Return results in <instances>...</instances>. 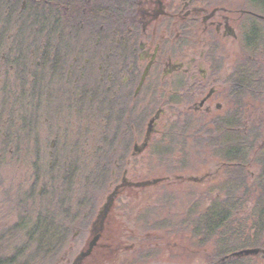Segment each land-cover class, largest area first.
<instances>
[{"label":"flooded vegetation","instance_id":"flooded-vegetation-1","mask_svg":"<svg viewBox=\"0 0 264 264\" xmlns=\"http://www.w3.org/2000/svg\"><path fill=\"white\" fill-rule=\"evenodd\" d=\"M174 123L242 161L149 179ZM175 180L196 219L231 206L228 237H264V0H0V264H264L216 231L168 248L149 192Z\"/></svg>","mask_w":264,"mask_h":264},{"label":"trees","instance_id":"trees-1","mask_svg":"<svg viewBox=\"0 0 264 264\" xmlns=\"http://www.w3.org/2000/svg\"><path fill=\"white\" fill-rule=\"evenodd\" d=\"M175 124V123H174ZM172 125L170 128L169 134L166 136L168 139L167 143L168 146L165 145V142H162L159 140L158 142L154 143L153 145V154L155 156V160L160 162L163 160V158H168V165L171 166L169 173L172 174L174 171L177 170H185L182 169L184 168V164L186 165L189 164L190 160V151L189 149L195 150L197 149V153L200 155H208V160L207 162L210 163V158L212 157H217L220 160L224 162H230V161H242L239 156H233V157H228L227 153L230 152L228 150V143L231 141L232 136L225 131V129L219 127L218 134H216L213 130L209 128H202L200 131L198 129H186L183 130L182 128L178 127V125ZM194 131L195 134L190 135L188 132ZM196 131V132H195ZM216 135H215V134ZM234 136L232 138V142L234 143L233 145V153L238 155V153H242L241 146L238 145L240 139L235 138ZM202 144V145H201ZM171 150V156L169 157V148ZM249 153H254L256 152V146L252 142L247 150ZM160 160V161H159ZM245 162V160L243 161ZM163 164V162H162ZM161 165V164H160ZM173 165V166H172ZM169 174V175H170ZM76 178L74 177V184H76ZM86 182L90 183L91 180L90 178H86ZM175 182H177L175 180ZM174 182V183H175ZM172 184V183H171ZM176 184V183H175ZM173 185V184H172ZM250 199L253 198L254 196H257L255 193L251 192L250 193ZM231 193L229 194L228 192L226 193V198L224 201H231ZM257 199V197H256ZM220 200V199H219ZM191 206V205H190ZM217 210V211H216ZM207 209L203 215L202 218L196 219L197 215H195V209L192 207L187 211V216L183 218H180L179 216L176 217V209L173 211L171 209L170 217L171 220H174L177 218V220H174L172 223L173 225H176L175 223H181L183 220L186 223H191L193 230H194V235L198 234L199 231L201 233H211V232H217L218 237L215 238V233H214V238L212 240V243H216V247L218 250H224L220 249L219 246V240H223L227 238L230 233V230L228 229V224H227V217L229 215V211H231V206H219L217 209ZM236 209H233L235 211ZM255 212H257V209H254ZM213 211V213H212ZM156 213V209H153V214ZM194 221H193V220ZM201 222V223H199ZM196 224V227H194ZM199 236V235H198ZM198 236H193L191 238V242L195 245H200L201 247L207 246L210 244V237H202L201 239H198ZM195 237V238H194ZM233 238V237H232ZM238 240H242L243 238L241 237H235ZM193 239V240H192ZM197 239V240H194ZM216 239V240H215Z\"/></svg>","mask_w":264,"mask_h":264},{"label":"rangeland","instance_id":"rangeland-1","mask_svg":"<svg viewBox=\"0 0 264 264\" xmlns=\"http://www.w3.org/2000/svg\"><path fill=\"white\" fill-rule=\"evenodd\" d=\"M196 132V131H195ZM190 135L195 134L194 131H190L188 132ZM162 137H159V139L156 137L154 140V143L158 142L159 140H161ZM162 142H165V145L168 146L167 141L168 140H161ZM153 143V145H154ZM202 145V144H201ZM169 151V157L171 156V150L170 147L168 148ZM190 151V160H189V164L186 165V163L184 164V168L185 170H177L174 171L172 174L169 173L168 170H170L171 166L168 165V158H163L164 161H160L158 162L157 160H155V156L153 155L152 158V164L151 167L153 169L152 172V176L148 177L149 179L151 178H162V177H166L168 174L170 175H179L181 173H185V172H189V174L194 175V176H201L202 174H204L205 170L208 168L209 163L207 162L208 160V155H200L199 153H197V149L192 150L189 149ZM163 162V164H162ZM161 164V165H160ZM173 166V165H172ZM84 184L86 183L84 181L83 177L80 178H76V184ZM176 183V184H175ZM173 182L172 186L173 187H169L168 189H166V191L163 192H159L160 188L158 189H152L150 194L151 197V203L153 204H143V206L141 207H146V206H151L152 208L156 209V213L155 216L160 217L159 219V226L165 227L166 230L168 229L169 232L174 233L175 237L172 239H169V245L168 248H175L177 250H181L184 248H192L191 246V241H189V237L190 235H194V230L192 227L191 223H186L184 220L181 223H175L176 225L170 224L172 223L174 220H177V218H175L174 220H171L170 217V213H171V209H173V211H175L176 209V213L175 216L176 217H180L182 218L181 215H183V218L186 217L187 211L189 210V208H191L190 206V202L194 201L196 202V199L198 197H201V193L197 192L195 193V195L197 196H193V193L191 192V187L189 185L186 184H191V183H186V182ZM166 184V183H164ZM199 185V183H198ZM197 191V190H196ZM204 191H207V189L205 188ZM1 192V191H0ZM208 200H211L213 197V194L208 192V193H203ZM137 200L142 202V203H146V198L143 197L142 199H140L142 193H137ZM1 196V194H0ZM134 201V200H133ZM154 202V203H153ZM140 207V205H138ZM165 209V211L167 212V214L165 215L163 213V210ZM207 209L205 208V206H203L201 209H199V212H201V214H204V212ZM203 216V215H202ZM201 216V218H202ZM251 216V214H250ZM193 220V219H192ZM194 221V220H193ZM170 222V223H169ZM174 223V222H173ZM201 223V222H199ZM252 225V224H251ZM251 225L249 226V231H248V238L246 239H242V240H238L235 237L231 238V237H227L225 239H221L219 240V248L220 249H224V250H246L252 247H255L257 244L259 245H263L264 246V237L263 235L259 238L258 235L256 234V232L254 231V228H251ZM196 227V224L195 226ZM200 233V231H199ZM199 235V234H198ZM197 235V236H198ZM196 236V235H195ZM14 246H10L9 248H13ZM208 249L213 248L210 244H208L207 246H204ZM203 247V248H204Z\"/></svg>","mask_w":264,"mask_h":264},{"label":"water","instance_id":"water-1","mask_svg":"<svg viewBox=\"0 0 264 264\" xmlns=\"http://www.w3.org/2000/svg\"><path fill=\"white\" fill-rule=\"evenodd\" d=\"M151 134V128H149V135ZM258 250V249H257ZM257 250H247V251H243V252H240L238 254H250V253H255V252H258Z\"/></svg>","mask_w":264,"mask_h":264}]
</instances>
